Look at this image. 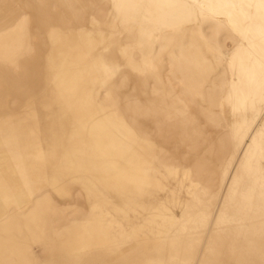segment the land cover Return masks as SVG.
I'll return each instance as SVG.
<instances>
[{
  "label": "rangeland",
  "instance_id": "rangeland-1",
  "mask_svg": "<svg viewBox=\"0 0 264 264\" xmlns=\"http://www.w3.org/2000/svg\"><path fill=\"white\" fill-rule=\"evenodd\" d=\"M198 1L0 0V31L15 37L0 50L1 74L42 88L26 101L0 89V156L14 163L4 176L18 207L0 231V264H264V0ZM43 5L53 24L45 29ZM182 35L207 64L216 118L171 111L181 45L173 39ZM163 104L170 109L155 114ZM113 158L145 176L119 210L77 183L102 177ZM37 203L30 248L16 233L25 246L14 253L4 239ZM95 209L101 242L82 234Z\"/></svg>",
  "mask_w": 264,
  "mask_h": 264
},
{
  "label": "bare ground",
  "instance_id": "bare-ground-1",
  "mask_svg": "<svg viewBox=\"0 0 264 264\" xmlns=\"http://www.w3.org/2000/svg\"><path fill=\"white\" fill-rule=\"evenodd\" d=\"M142 1H143V3H144V1L146 2V0H142ZM194 1L197 4H199V1L198 0H194ZM150 3L152 4V1ZM124 5H123V7H124ZM38 10H40V13H39L40 14L39 17L41 19V22L39 24L40 27H42V28L45 29V28H47V26H52L53 24L47 23V20H50V18H51L50 15H47V6L46 5L45 6L43 5V6L39 7ZM185 16H187V18H189L191 20L193 18L192 17V13L191 12H188V11L186 12V15ZM177 17H182V15H178ZM170 21H172V20H170ZM52 29H54V28H52ZM184 30L185 29H182L181 28L178 31H184ZM44 36H45V34H44ZM55 36L58 39H60L62 37H63V39L64 38H69V35L66 32L64 34L62 32L60 34H58V32H55L54 33V37ZM2 37L3 38L6 37V38L5 39H2ZM13 37H14V34H13L12 31L9 34H4L3 31H0V40L2 41V49L5 50L4 52H6V51L8 52L9 51L8 50L9 49L8 48L9 47V44H5V43H8V40L9 39L11 40ZM66 40H69V39H66ZM170 40L172 41V37L170 38ZM173 41L176 42V43H179V41H180V44L181 45L180 46L177 45L178 46L177 47L178 48V52H177V57H178L177 62H178V64L177 65H178V68H179L178 75H177V78H178V84H177L178 85V95L176 97V102L170 103V105L172 106L171 107V111L174 110V112L180 113V112H183V111L184 112L187 111L189 108H192V109H194L198 113L209 114L211 116V119L218 117L217 110H216L217 109V103H216L217 101H215V99L213 97V94H212L211 90L209 89L210 86H205V83H206V80H207V72H206V70H208L207 64L205 62H203L202 60L199 59L200 55H198V52H196L197 50L194 47V45L191 44V46H190V44H189L190 42L189 43L187 42L186 35H182L178 40L177 39L176 40L173 39ZM162 47L164 48V46H162ZM163 48H161V52L163 51L162 50ZM188 48H189V50H187ZM185 51L186 52L188 51V54L184 55ZM33 62L34 61H32L30 64H33L34 65ZM29 80H30L31 83H33L32 84V86L34 87L33 89L27 90V88H26V90H24V89L20 88V89H17L16 91L19 90V92L21 93V95L24 96V97L21 96L22 98H30V99H31V97L32 98H37L38 96L41 95V90H42V88H39V85H40L39 84V80H36V78L35 79H33V78L30 79L29 78ZM3 81L6 82L5 84H7V82L8 83L10 82L9 79H6V77H5V79ZM152 81H153V79H152ZM147 82H148V80H147ZM0 85H1V83H0ZM234 87H235V85H234ZM15 96L17 97V95H15ZM153 96H155V95H153ZM156 96L158 97V94ZM128 98H129V96H128ZM136 98H138V96ZM139 98H141V97H139ZM46 99H47V97H46ZM51 99L52 98H50V100ZM131 99L129 98V100H131ZM134 100H136V99H134ZM137 102L138 103H141L142 101L139 102L137 100ZM132 103H134V102H132ZM142 103H141V105H142ZM166 103L167 102H165V104ZM151 104H149V105L151 106ZM157 104H158V102H155L154 103V105H157ZM165 104H163L164 107H161L160 110H159V107L160 106H158V110H154L155 111V114L158 113L159 111H163V112L165 110L168 111L170 108L167 109L168 108L166 106L167 104L166 105ZM134 105H135V103H134ZM220 107L222 108L223 115H225V107L222 104H220ZM135 108H136V105H135ZM139 111H140V109H139ZM141 112H143V111H141ZM143 113H145V112H143ZM150 114L152 115V113H150ZM259 135H261V134H259ZM259 147L260 146H258L257 144H255V148H257L259 150ZM257 149H256V151H257ZM142 152L144 154L143 155L144 159L149 163L148 165H150V168H151L152 166H151V163L150 162H152V159L153 158H150V155L144 153L143 150H142ZM254 153L256 155V152L255 151H254ZM259 153L260 152L258 151V154ZM69 159L70 158H66V160H69ZM101 169L102 170H105V174L102 177L95 178V177H93V175L92 176H89V175L88 176H85V175H83V176H80V179L77 182V183H81V186H83L84 189L89 192V195H91V196L98 195V194L99 195H103L105 201H107V203H106L107 205H109V203H110V205L114 209L119 210L120 207H122L123 205L126 206L129 202H131L139 194V192H140V190L142 188V185L144 183V179H145L144 171L139 172L138 171L139 169L137 170L133 164H131V165L129 164V166H127L125 162H123L122 160H120L118 158L111 159V161L105 167H101ZM78 170H79V168H78ZM257 172H258V170H257ZM99 180H103L104 184L107 183L108 185L107 186H102V187L101 186H98V181ZM96 181H97V184H96ZM57 184L60 185L61 184V180ZM103 187L106 188L105 190L107 192V195L110 194L111 196H113L114 201L109 198V195L107 196V195H104L103 194ZM100 215H102V213L99 210L95 209V210L92 211L91 220H88L86 222V224L84 225V230H82L83 231L82 234H83V237L84 238H87V239H89L90 241H93V242H101V241H104V239H106V237H107L106 236L107 231L105 230V227L102 226L101 224L95 222V217L100 216ZM146 242H148V241H146ZM132 243H134V242H132ZM144 243H142V244H144ZM130 248H132V247H130ZM245 248H246V245H245ZM142 250H143V248H142ZM150 250L151 249L149 247V251ZM128 251H131V250H128ZM132 251H133V249H132ZM134 251H136V250H134ZM147 251L145 250V252H147ZM136 254H138V253H136ZM135 258H137V257H135ZM220 259L221 258H219V260ZM227 259H228V256H227ZM133 264H134V262H133ZM223 264H224V262H223Z\"/></svg>",
  "mask_w": 264,
  "mask_h": 264
},
{
  "label": "crops",
  "instance_id": "crops-1",
  "mask_svg": "<svg viewBox=\"0 0 264 264\" xmlns=\"http://www.w3.org/2000/svg\"><path fill=\"white\" fill-rule=\"evenodd\" d=\"M115 18L116 19H120L119 15L117 17L115 15ZM103 36H104V34H103ZM0 50H3L2 49V41L1 40H0ZM123 51L126 52L127 51V47H125L123 49ZM2 57H4V51L2 53ZM1 70L2 69H0V71ZM5 77H6V79H9L8 76H5V74H1V72H0V78H1L0 79L1 80L0 81V83H1L0 89L5 84V81H3L5 79ZM9 81L10 82L9 83L7 82V84L9 86V88H10L9 89L10 96H14L19 101H26V100L30 99V98H27V99L26 98H22L24 96L21 95V93L19 92V90L16 91L17 89H20V86L17 85L18 83H16L17 82V79L16 78H11L10 77ZM15 95H17V97ZM101 114L104 115L102 112H101ZM103 121H104V123H102ZM106 122L107 123H110L107 120V118H105V120H102L100 122V124L102 123V125H106ZM9 169L10 170L11 169L14 170V163L13 162L12 163L10 162L8 155L7 156H3V155L0 156V193L3 194V197H1V199H0V229H1L0 231L5 230L6 229V226L10 223V220L11 219H7L6 218L7 217L6 216V213H7L8 209H10L11 207L18 208V207H16L17 206V203H16L15 198L13 197L12 194H10V190L7 187V182L8 181L5 179V176H4V174H5L4 172L7 171V170H9ZM42 208H43V205H42ZM25 212L26 213H24L25 214L24 216H29V217L28 218H24L22 220L21 219L20 220H17V222L19 221V223H18V227H20L19 228V232L18 231H15V233H14L13 236H12V234H10L9 237L6 236L5 239H4L5 240L4 244L7 245L9 248L12 247L14 253H17L18 250L20 252V250L22 249V247L25 246V245L22 246L21 244H18L19 245V248L17 247V241L18 240L15 242V234L16 233H18V234L26 233L27 234L26 241H29V244H26V246H27V249L29 250V248H30V241H31L30 236L32 234H33V236H34V234H36V232L34 230L37 227H39L38 225L40 224V223H37V220H36L37 216L42 214V210H41L40 204L37 203L33 208H31L30 211H28V212L25 211ZM10 216H12V219H13L15 215L13 214V215H10ZM22 216H23V214H22ZM21 254H24V252H21L20 255ZM23 258H20V259H23Z\"/></svg>",
  "mask_w": 264,
  "mask_h": 264
}]
</instances>
